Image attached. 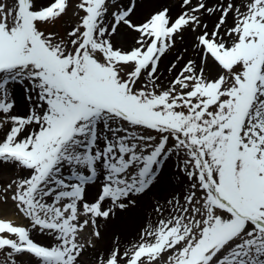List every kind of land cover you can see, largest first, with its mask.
Wrapping results in <instances>:
<instances>
[{"label":"snow or ice","instance_id":"snow-or-ice-1","mask_svg":"<svg viewBox=\"0 0 264 264\" xmlns=\"http://www.w3.org/2000/svg\"><path fill=\"white\" fill-rule=\"evenodd\" d=\"M109 6L81 0L78 26L57 42L39 24L64 14L68 0H0V161L28 170L5 192L14 189L12 201L31 221L0 220V264L20 254L79 264L86 226L135 211L163 183L173 155L189 182L181 198L169 193L175 214L102 264H158L165 254L167 264H264V0H182L187 11L174 20L165 8L142 23L131 19V0L106 23ZM216 12L209 33L202 17ZM121 25L139 34L130 50L112 42ZM185 30L200 33L202 66L189 59L161 88L159 61ZM210 61L226 74L209 78ZM16 83L29 85L27 115L14 113ZM37 230L51 242L35 241Z\"/></svg>","mask_w":264,"mask_h":264},{"label":"rangeland","instance_id":"rangeland-1","mask_svg":"<svg viewBox=\"0 0 264 264\" xmlns=\"http://www.w3.org/2000/svg\"><path fill=\"white\" fill-rule=\"evenodd\" d=\"M80 2L81 0H68L66 12L54 22L39 24V29L44 31L45 34L53 33L57 42L59 40H67V33L72 28L78 26L80 18L84 15L83 11L78 8ZM129 2L130 0H110L106 23L111 19L112 12L117 11V9H123L126 5H129ZM196 2L197 0H193V4ZM243 2L247 3L248 0H243ZM48 3L49 0H37V4H44L46 6ZM131 3L135 4V12L131 17L134 23H142L146 18L150 17V14L165 8L169 10V15L173 20L183 11H187V9L181 6L182 0H131ZM217 3L218 0H207L209 7L217 5ZM235 3L239 6L241 0H235ZM142 4L145 5L144 9L140 7ZM219 15L220 13L216 12L214 15L205 14L202 17V22L208 25L207 30L209 33L214 29ZM233 23L234 15L230 14L227 18V23L221 30V35H224L225 30L232 26ZM200 31H203V29ZM198 34L200 33L185 30L181 35L175 36L174 45L166 51L159 61L157 75L159 76L158 83L161 85V88H167L170 85V81L175 78L189 59L195 61L198 66H202L201 56L197 48L192 53L193 50L190 51L181 44V39H186L187 37H190L191 43L194 44V37ZM138 35L135 31L121 25L118 33L112 38V42L117 48L130 50L132 47L137 46L135 40L138 38ZM230 43L231 41H229ZM173 63L176 64V68L172 72H169L168 69ZM212 64L211 71L206 69L207 67L205 68V74L209 78L216 77L218 74H226L225 70L220 68L219 65L214 62ZM143 83L144 80L142 79L138 87L142 86ZM28 87L27 83H16L9 88L10 101H14L15 104V114L27 115L31 107V102L27 98L29 92L26 89ZM5 131L6 129H0V135H3ZM179 164L180 160L173 155L163 168V183L156 185L147 195H142L139 198L138 207L135 211L122 212L114 210V214L107 220L99 218L95 226L91 224L86 226V229L80 234L78 240L80 244L84 245L82 254L79 257V264H102V261L107 258L108 254L117 248L121 253V257H123V253L126 250L133 249L134 246L143 242L141 239L143 232L148 229L155 230L160 219L166 220L170 215L175 214L173 206L166 203L167 200L173 199V196L169 195V193H175L177 198H181L182 192L186 193L189 190V182L186 180L185 174L179 171ZM28 175V170L0 161V220L13 223L14 226H24L26 228H30L31 221L18 212L15 203L12 201L11 196L14 189L7 192H5V189L9 183L25 178ZM165 189L168 192L164 191ZM89 193L92 194L88 197L91 200L92 196L95 195V189L89 190ZM108 206L107 204L105 205V207ZM157 209L160 210L158 211ZM7 212H12L16 220L2 217ZM83 218L81 217V219ZM97 231L100 233L99 238L94 235ZM31 236L35 241L45 245L51 242L47 234H41L38 230L32 231ZM167 255L165 254L158 261V264H167ZM5 259H7L6 253H0V260ZM15 259L16 264H37L36 259L28 254L17 255ZM121 264H124L123 259H121ZM145 264H147L146 259Z\"/></svg>","mask_w":264,"mask_h":264},{"label":"bare ground","instance_id":"bare-ground-1","mask_svg":"<svg viewBox=\"0 0 264 264\" xmlns=\"http://www.w3.org/2000/svg\"><path fill=\"white\" fill-rule=\"evenodd\" d=\"M145 3V2H144ZM141 9H144V7H145V5L144 4H142L141 6ZM191 38L189 37H187L186 39H181V44L184 46V47H187L190 51H192V53H194V51H196V47H195V44H193V43H191ZM178 43V42H177ZM212 66H213V64H212V62L210 61L209 62V65L207 66V68L206 69H209L210 71H211V69H212ZM90 190H92V189H90ZM164 191H167L168 192V190L167 189H165ZM90 195H92L91 193H89L88 194V197L90 196ZM2 217H7V218H12V219H14V220H16V217H15V215L11 212V213H9V212H7V214H5L4 216H2Z\"/></svg>","mask_w":264,"mask_h":264}]
</instances>
